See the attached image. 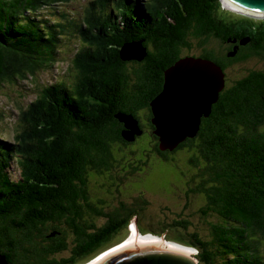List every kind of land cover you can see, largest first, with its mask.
I'll use <instances>...</instances> for the list:
<instances>
[{"label":"trees","instance_id":"16d2710c","mask_svg":"<svg viewBox=\"0 0 264 264\" xmlns=\"http://www.w3.org/2000/svg\"><path fill=\"white\" fill-rule=\"evenodd\" d=\"M35 1L0 0V76L58 61L47 29L25 15ZM109 1L88 16L72 81L45 84L24 133L0 139V264H82L133 220L154 233L162 204L199 264H264V17L222 0H121L111 24ZM132 41L145 54L122 58ZM187 57L219 65L225 85L196 134L162 147L151 102ZM181 159L160 174L162 161ZM152 167L154 186L135 183ZM165 179L180 185L167 190Z\"/></svg>","mask_w":264,"mask_h":264},{"label":"water","instance_id":"95a60500","mask_svg":"<svg viewBox=\"0 0 264 264\" xmlns=\"http://www.w3.org/2000/svg\"><path fill=\"white\" fill-rule=\"evenodd\" d=\"M226 1L240 12L264 15V0ZM121 54L124 59H133L141 58L145 53L141 42H131L124 44ZM166 75L163 91L151 102L152 121L158 127L156 132L161 137L162 147L173 146L184 137L196 134L201 117L210 113L225 85L222 68L202 58L179 60ZM126 120L129 126L137 121L131 117ZM167 242L174 241H137L118 253L105 256L99 264H199L193 252L170 247Z\"/></svg>","mask_w":264,"mask_h":264},{"label":"rangeland","instance_id":"374dc122","mask_svg":"<svg viewBox=\"0 0 264 264\" xmlns=\"http://www.w3.org/2000/svg\"><path fill=\"white\" fill-rule=\"evenodd\" d=\"M48 1L49 0L35 1L32 4L33 10L32 11L26 10V13L27 12L33 13V14H30L31 16L41 15V18H42L41 21L44 24V28H46L47 31L49 32V35L46 37L52 42L54 46L56 58L58 59L56 66L51 69L46 68L45 71L38 70L35 72V74L34 72H31L27 69L25 70V72L19 73V76H17L14 79L13 78L11 79V77L8 76L11 74H7V73L0 76V136H3L10 140L13 139L14 132H16L17 135L21 132L24 133V130L21 124L24 122L25 118L31 111L29 110L28 107L30 103H32V100L36 98V94L39 92L42 86H44L45 84H51L54 81H56L55 74L57 73H60L59 76L65 77V79L72 81V79L74 78V74H76V69L74 67V61L79 60L81 58V56H79L78 58H75L74 55L76 51L82 49V46H83L82 37L83 36L81 35L80 31H77L74 28L71 29V26H72L71 21L68 19V17L63 18L62 16H60V10L58 9H60V7L71 8V6H75L79 12L78 14H74V16H78L79 14H82L83 18L86 19V14L87 16L89 15L87 13V7H86L89 0H67L63 3H53L51 8L50 6L43 8L42 7L43 3L44 2L47 3ZM117 1L118 0H112L111 4L109 5L110 10L106 11L104 14L105 19L108 20L107 22L111 24L117 21V18H116L118 17L117 15H121L122 9H121V6L118 5ZM116 7L119 8V11L115 10ZM62 12L65 15L66 10L63 9ZM46 18H48V20ZM53 20H59L60 23H62L61 26L63 27L65 32H62L61 34L60 32L54 31V29L51 26V22ZM31 73L34 74V79L31 78L32 76ZM26 107L27 109L25 110ZM160 164H161V167L159 166V169H160L161 175H162V171L165 172V170L167 171L168 169L178 170L177 168L178 166L185 165L183 159H181L177 163L172 162V161H167V162L162 161V163ZM153 168L154 167H152V169L150 170V173H147L142 179H138L137 181H135V183L139 184V186L142 184L144 186H151L153 184L154 186L155 182L153 181L157 180L159 176L157 171L159 169L156 168L154 172L151 174ZM163 184L165 185L167 190H170V191H173L177 186L180 185V184H177L172 179L170 180L165 179ZM163 206L164 205L162 204L161 210H159V205H154L153 207L154 213L152 214L153 216H156L154 218V223H157V227L153 226V224L151 225V227L155 228L154 233L162 235L168 240L175 241V242H168V245L170 247L179 248L183 250H186V248L190 250L193 249L194 250L192 251L193 254L194 255L197 254L198 251L193 246H191L192 248H189V247H185L182 245H180L181 247L179 245H175L176 242L179 241L178 239L179 234H178V231L174 230L171 226L165 225V219L167 218V216L165 214V217H164L162 214ZM164 213H166V211H164ZM157 215H159L160 217L159 220L157 219ZM132 223H136V220H133L131 223H129L128 231ZM134 228H135L134 225H132L130 229L131 234L126 240H124V238L127 235L123 232L121 235L122 237L117 241V243L127 241L130 243H127L126 246H130L133 242H136V241L138 242L162 241L161 237L159 238L157 237V239H152L150 237L151 234L139 235V233L136 232ZM166 228H168L169 230H166ZM133 235H135L136 238L132 241L130 239ZM119 245L123 246L124 243L123 244L120 243L113 248H116ZM111 249H108L107 251ZM102 251H100L98 254L92 257L93 259H89L88 261H86L84 264H90V263L97 264L96 262H98L99 264L100 261L103 260L101 258L105 257L108 254V253L107 254L105 253L107 251H103V252Z\"/></svg>","mask_w":264,"mask_h":264},{"label":"bare ground","instance_id":"6f19581e","mask_svg":"<svg viewBox=\"0 0 264 264\" xmlns=\"http://www.w3.org/2000/svg\"><path fill=\"white\" fill-rule=\"evenodd\" d=\"M229 4V3H228ZM231 5V4H230ZM75 18H77L78 16H74ZM78 22H79V24H81L80 26H81V28H82V30H83V33H85V32H87V30H86V26H85V24L82 22V20L79 18L78 19ZM58 82V80H56V81H54L53 82V84L55 85L56 83ZM132 225H134V229H135V231L136 232H138L139 233V228H138V226H137V224L136 223H132ZM131 225V226H132ZM133 228V227H132ZM135 232V233H136ZM142 232V231H141ZM139 235H141V234H139ZM141 237V236H140ZM150 237L152 238V239H157V236L155 237L154 235L152 236V234L150 235ZM136 238V236L135 235H133L132 237H131V239L130 240H134ZM154 241V240H153ZM124 243V245L123 246H121V245H119V246H117L116 248H113L112 247V249L111 250H109V251H107V252H105L107 255L106 256H109V255H111V254H114V253H118V252H120L121 251V249L120 248H125V247H129V246H126V244L127 243H130V242H125V241H123V242H121V244H123ZM175 245H179V244H175ZM121 246V247H120ZM180 246V245H179ZM115 247V246H114ZM181 247V246H180ZM184 248V247H183ZM115 249V250H114ZM185 251H188V252H192V250H190V249H188V248H186V250ZM104 257H102L101 259H103ZM100 260V259H99ZM93 263V262H92ZM97 264H98V262H96ZM91 264V263H90Z\"/></svg>","mask_w":264,"mask_h":264},{"label":"clouds","instance_id":"9594fccd","mask_svg":"<svg viewBox=\"0 0 264 264\" xmlns=\"http://www.w3.org/2000/svg\"><path fill=\"white\" fill-rule=\"evenodd\" d=\"M130 1H132V0H130ZM222 2L224 3V5H225V7H227V8H229V9H231V10H234V11H236V12H240V11H238L237 9V7L236 6H234L233 4H231V3H229L228 1H226V0H222ZM229 3V4H228ZM231 4V5H230ZM244 13V12H243ZM250 15V14H249ZM252 16H255V15H253L252 14ZM73 26H75V25H73ZM76 27V26H75ZM133 42V41H132ZM127 43H131V42H127ZM124 46V45H123Z\"/></svg>","mask_w":264,"mask_h":264},{"label":"snow or ice","instance_id":"6c2138e0","mask_svg":"<svg viewBox=\"0 0 264 264\" xmlns=\"http://www.w3.org/2000/svg\"><path fill=\"white\" fill-rule=\"evenodd\" d=\"M192 251H194V250H192Z\"/></svg>","mask_w":264,"mask_h":264}]
</instances>
